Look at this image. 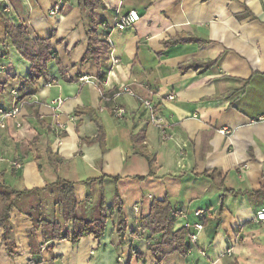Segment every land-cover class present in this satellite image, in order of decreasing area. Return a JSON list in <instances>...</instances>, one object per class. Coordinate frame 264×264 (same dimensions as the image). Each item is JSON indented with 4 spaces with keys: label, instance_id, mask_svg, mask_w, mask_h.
<instances>
[{
    "label": "crops",
    "instance_id": "crops-1",
    "mask_svg": "<svg viewBox=\"0 0 264 264\" xmlns=\"http://www.w3.org/2000/svg\"><path fill=\"white\" fill-rule=\"evenodd\" d=\"M56 1L0 0V108L20 107L0 126V182L41 190L10 209L15 248L10 256L0 229V264H264V222L255 221L264 209V0H100L92 13L82 0H63L50 15ZM118 10L140 20L103 29ZM7 24L49 41L52 59L32 83L21 80L31 64L6 38ZM93 29L110 46L99 62L84 59ZM123 85L135 96L115 95ZM142 99L163 116L165 140ZM57 179L73 183L77 219L110 210L100 238L72 242L71 222L43 190ZM116 195L124 240L115 233ZM157 199L168 200L174 228L185 223L178 212L203 223L184 256L156 262L154 235L139 233ZM39 218L60 222L67 237L43 241Z\"/></svg>",
    "mask_w": 264,
    "mask_h": 264
},
{
    "label": "trees",
    "instance_id": "trees-1",
    "mask_svg": "<svg viewBox=\"0 0 264 264\" xmlns=\"http://www.w3.org/2000/svg\"><path fill=\"white\" fill-rule=\"evenodd\" d=\"M82 1L90 13L100 3V0ZM6 38L20 55L31 64L29 74L21 80H27L32 83L45 74L46 65L52 59L53 55L48 40L34 41L29 37L25 27H14L11 24H7L6 26ZM109 50V44L98 37L95 29L91 30L88 36V48L84 59L89 58L97 62L105 60L107 59ZM6 87V82L3 84L0 83V93L6 91ZM96 139H100V136H97ZM134 139L139 152L146 156L151 169L154 159L144 152V147L141 143L143 140L142 135L136 134L134 135ZM114 179L116 180L117 178ZM47 188L52 189V194L55 196V205L63 216V223L67 224L71 222L73 227L71 235L72 242H77L84 235H92L94 238H100L102 236L107 213L110 210L100 206V216L98 219L92 221L77 219L75 216L77 202L73 193V183L71 181L57 179L54 183L46 185L43 190ZM30 192L40 193L41 190H15L7 186L4 182H0V229L3 230V242L10 256L13 255L15 246L13 241L10 240L12 228L8 214L14 206L15 201ZM115 204L118 209L115 233L120 240H124L126 223L122 216V204L117 195L115 197ZM38 224L42 227V238L45 242L61 240L67 237L66 231L63 228L64 225L56 220L46 221L39 218ZM174 224L175 216L167 199L153 200L149 208V213L146 216L140 217L139 233L141 235L144 233L154 235V238L148 236V238L152 239L148 245V250L156 262L173 253L184 256L188 253L191 244H193L189 240L188 231L185 227L179 226L174 228Z\"/></svg>",
    "mask_w": 264,
    "mask_h": 264
},
{
    "label": "built area",
    "instance_id": "built-area-1",
    "mask_svg": "<svg viewBox=\"0 0 264 264\" xmlns=\"http://www.w3.org/2000/svg\"><path fill=\"white\" fill-rule=\"evenodd\" d=\"M62 1L63 0H57L56 3L53 5L52 9L49 11L50 15H55L60 12L62 9ZM140 20V14L136 10H129V11H116L112 20L110 22H101L100 26L103 29H106L108 31H123L128 27H131L133 24L138 22ZM113 62L116 63L117 60L113 59ZM122 93H128L131 96H135V93L130 89L128 86H121L118 91H116L115 95H120ZM14 94V92H13ZM174 97L172 95H168L167 99L172 100ZM142 105L149 111L150 114V120L154 125H156L159 129L160 136L162 140L166 139V133H165V124H164V118L162 115L158 113V110L156 106L148 99H142L141 100ZM124 109L119 107H114V115L118 118H121L124 114ZM20 113V107L18 105L13 106L10 109H3L0 108V126L3 127L4 123L3 121L6 119L16 118ZM226 129L219 130L220 133H226ZM19 166V165H18ZM138 205H134V211L137 212ZM203 210L198 209L195 211V216L198 218L203 217ZM178 217H182L185 219V223L183 226L188 231V237L191 243L197 242V237L200 231L203 229V223L202 222H195L192 223L187 218V215L184 213L178 212L176 213ZM255 221L257 222H264V209L258 210L255 213ZM28 264H34V262L31 260L28 262Z\"/></svg>",
    "mask_w": 264,
    "mask_h": 264
},
{
    "label": "rangeland",
    "instance_id": "rangeland-1",
    "mask_svg": "<svg viewBox=\"0 0 264 264\" xmlns=\"http://www.w3.org/2000/svg\"><path fill=\"white\" fill-rule=\"evenodd\" d=\"M130 207H131V205L126 204V206H124V211H127V210L129 211L130 210Z\"/></svg>",
    "mask_w": 264,
    "mask_h": 264
}]
</instances>
